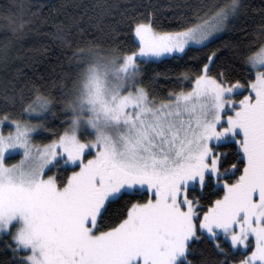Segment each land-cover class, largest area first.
<instances>
[{
  "label": "snow or ice",
  "instance_id": "snow-or-ice-1",
  "mask_svg": "<svg viewBox=\"0 0 264 264\" xmlns=\"http://www.w3.org/2000/svg\"><path fill=\"white\" fill-rule=\"evenodd\" d=\"M46 9L0 2V264H264V0ZM50 23L66 66L21 80Z\"/></svg>",
  "mask_w": 264,
  "mask_h": 264
},
{
  "label": "trees",
  "instance_id": "trees-1",
  "mask_svg": "<svg viewBox=\"0 0 264 264\" xmlns=\"http://www.w3.org/2000/svg\"><path fill=\"white\" fill-rule=\"evenodd\" d=\"M3 2V0H0ZM24 3H33L39 5L40 3L46 4L49 6V9L52 5L60 3H78L84 2L87 3L88 0H22ZM111 2L133 5L136 8V11H145L146 9H155L158 16H171L172 12L175 10V5H183L185 3L199 4L201 0H111ZM205 2H210V0H205ZM49 9L45 10V14H48ZM134 14V13H133ZM53 16L56 13H52ZM63 18V17H61ZM118 19V17H117ZM111 21H105L99 25L100 28L104 29L105 33L110 32L109 24ZM82 26L87 28V20L82 22ZM252 22L249 21V31L252 27ZM122 28V25H118ZM243 27L240 21L233 22L229 26V29L224 31L217 39L213 40L209 45L208 49H196L193 48L190 52V55L195 53L207 52L213 47H219L222 53H227V49L224 48V45L228 42H236L240 39L239 29ZM51 28V23L41 29L40 32L32 31L29 32L25 37V41L22 44H17L16 49L19 50L18 58L13 62L12 67H20L21 71L25 74L20 77L21 80L24 79H37L42 76L44 80H50L56 72H59L63 67L66 66V58L64 56V50L59 47L58 42H54L51 36L44 35L43 33L48 31ZM75 31V30H73ZM90 35H103L96 29H91L89 31ZM3 33L0 32V43L3 42ZM114 35V33H112ZM14 55L17 53L14 52ZM36 62V63H34ZM179 70L178 63L175 60H168L163 63L149 64L145 68V79L147 80L153 72H169L170 75H174L176 71ZM11 75L9 71L7 73ZM5 75V71L0 67V79ZM42 82V81H41ZM161 84L165 83L163 78H161ZM164 92L167 91V88L163 89Z\"/></svg>",
  "mask_w": 264,
  "mask_h": 264
},
{
  "label": "rangeland",
  "instance_id": "rangeland-1",
  "mask_svg": "<svg viewBox=\"0 0 264 264\" xmlns=\"http://www.w3.org/2000/svg\"><path fill=\"white\" fill-rule=\"evenodd\" d=\"M222 33H223V32H222ZM222 33H220L219 35H221ZM219 35H218V36H219ZM17 159H18V157H17Z\"/></svg>",
  "mask_w": 264,
  "mask_h": 264
}]
</instances>
